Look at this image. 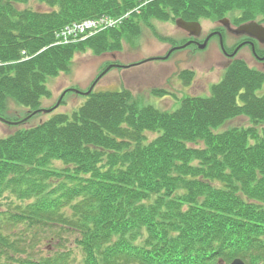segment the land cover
<instances>
[{"label": "trees", "instance_id": "obj_1", "mask_svg": "<svg viewBox=\"0 0 264 264\" xmlns=\"http://www.w3.org/2000/svg\"><path fill=\"white\" fill-rule=\"evenodd\" d=\"M30 1L0 0L3 116L9 100L41 108L48 78L77 53L121 51L153 20L264 18V0H36L49 10L19 9ZM128 12L117 28L54 44L65 25ZM263 83L264 72L236 60L210 95L186 96L172 112L140 106L128 89L94 91L78 109L0 138V264H264ZM240 116L251 126L224 128ZM44 239L57 248L40 252Z\"/></svg>", "mask_w": 264, "mask_h": 264}, {"label": "rangeland", "instance_id": "obj_2", "mask_svg": "<svg viewBox=\"0 0 264 264\" xmlns=\"http://www.w3.org/2000/svg\"><path fill=\"white\" fill-rule=\"evenodd\" d=\"M25 8L49 10L47 5L41 4L36 0H31L28 5L19 6L20 10H25ZM234 14L240 15V12H234ZM257 19L264 21V18ZM212 21L211 19H204L202 22L203 29L208 30L213 27ZM61 31L62 28H59L56 32L60 33ZM126 36L123 40L124 48L121 52L94 55L95 53L91 49H87L77 53L70 62L69 71H65L59 76L48 78L46 85L51 92V97L43 99L41 107L45 109L52 107L63 96L66 89L76 88L79 91L86 92L94 80L112 63L122 67L112 68L106 75L102 76L95 87V91H121L128 89L140 106L153 105L163 112L176 110L181 105V98L186 96L210 95L213 85L219 84L225 77L226 71L221 67L222 58L217 39L211 42L208 51L194 52L192 48L188 47L190 42L186 43L188 45L184 47L185 50H181L186 45L184 43L187 40L188 33L179 28L174 20H153L151 27L142 25L139 35ZM83 41L79 40L77 42ZM173 46L177 47L172 49L179 50H176L169 60L151 59L156 56L166 57ZM169 49L171 50L168 52ZM246 50V52L243 50L244 52L242 51L239 54V59L248 62L249 68L264 69L261 65H258L248 49ZM214 53L215 59H212ZM209 58L213 61L209 60ZM138 62L142 63L134 65ZM189 71L195 72L194 79L191 77L193 74L190 75L193 80L190 86L186 84V80L183 77V74L189 76L186 73ZM158 90L163 91L165 95ZM257 92L260 95L263 94L264 86ZM86 98L83 94L68 92L65 100L63 99L61 105L56 108L57 110L54 113H69L72 109H78ZM9 101L5 118L14 121L15 119H23L25 117L24 114L27 112L26 107L20 106L12 100ZM50 114H36L30 121L25 124L22 123V125H11L0 120V138L8 136L21 126H29L44 121ZM251 122L248 117L240 116L232 118L224 128H232L233 126L248 127L251 126ZM147 137L152 140L156 137V133H147ZM40 248V252L45 254L49 250H55L57 247H55L54 240L44 239L40 244Z\"/></svg>", "mask_w": 264, "mask_h": 264}, {"label": "flooded vegetation", "instance_id": "obj_3", "mask_svg": "<svg viewBox=\"0 0 264 264\" xmlns=\"http://www.w3.org/2000/svg\"><path fill=\"white\" fill-rule=\"evenodd\" d=\"M244 22L237 23L234 17L230 18V20L227 22H222V18L218 20H213L212 24H214V26L208 30H204L202 27V29L197 34H191L188 32V37L184 44L190 42V45H188V47L192 48L194 52L208 51L211 42L214 39H217L220 46L219 52H221L222 58L221 67L224 70L228 69L232 64H234V62L239 59V54L243 50H245L246 52V49H248V51L252 54L258 65H261L264 68V42L260 41L259 39L253 36H250L249 34L239 33L237 31V28H239L240 25L244 24ZM259 23L264 25V22L262 21H260ZM206 39H208V43L204 48L201 49L200 46L205 42ZM175 47L177 46H173L171 47V49ZM171 49H169L168 52ZM176 50H174L166 59H163L164 56H156L154 58L163 61L169 60L172 55L176 52ZM181 50H185V48ZM212 59H215V53L214 57L212 56ZM212 59L209 58V60L213 61Z\"/></svg>", "mask_w": 264, "mask_h": 264}, {"label": "water", "instance_id": "obj_4", "mask_svg": "<svg viewBox=\"0 0 264 264\" xmlns=\"http://www.w3.org/2000/svg\"><path fill=\"white\" fill-rule=\"evenodd\" d=\"M227 22L229 21L227 18L223 19L222 22ZM176 25L181 28L184 31H187L191 34H197L200 30H201V25L199 22H190V21H185L182 18H178L176 20ZM237 31L241 34H249L250 36H253L257 39H259L260 41L264 42V26L263 25H259L254 21H250L248 23H245L243 25H241L239 28H237ZM208 43V39L205 40V42L200 46V48H204ZM188 44L184 45L182 48L186 47ZM174 51V49H172L169 54L165 57L168 58V56ZM117 66V65H116ZM113 67V65H110L99 77L98 79L92 84V86L90 87V89L87 92H81L77 89H72L74 92H78V93H82V94H86L89 95L95 85L97 84L98 80L105 75L111 68ZM65 94V93H64ZM62 97L59 99V101L57 102V104L51 108V109H42V110H38L33 112L34 114L38 113V112H44V113H48L53 111L54 109H56L60 103H61ZM0 120L4 121V122H11L3 117L0 116ZM231 264H245V262L242 259H235Z\"/></svg>", "mask_w": 264, "mask_h": 264}, {"label": "built area", "instance_id": "obj_5", "mask_svg": "<svg viewBox=\"0 0 264 264\" xmlns=\"http://www.w3.org/2000/svg\"><path fill=\"white\" fill-rule=\"evenodd\" d=\"M115 23L116 21L108 18H102L98 21L89 20L66 27L59 36L62 42H69L70 40L85 38L87 35L93 34L105 27L113 26Z\"/></svg>", "mask_w": 264, "mask_h": 264}]
</instances>
